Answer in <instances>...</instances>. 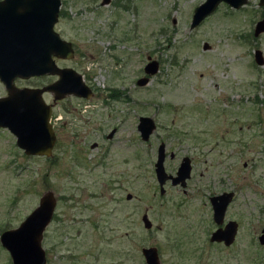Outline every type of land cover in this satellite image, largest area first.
<instances>
[{
	"label": "rangeland",
	"instance_id": "1",
	"mask_svg": "<svg viewBox=\"0 0 264 264\" xmlns=\"http://www.w3.org/2000/svg\"><path fill=\"white\" fill-rule=\"evenodd\" d=\"M203 1L60 0L54 30L73 54L56 65L80 74L91 96L43 92L56 121L50 156L24 154L0 126V233L51 191L46 264H145L141 249L153 246L160 264H264V61L253 59L254 49L264 58V32L252 35L264 2H220L190 28ZM148 56L158 69L137 85ZM55 77L14 84L39 88ZM140 115L155 121L148 141L136 128ZM160 142L167 173L183 156L191 162L186 185L167 181L162 194L153 170ZM226 190L234 195L224 218L238 232L223 246L209 241L216 224L208 197ZM0 264H11L1 244Z\"/></svg>",
	"mask_w": 264,
	"mask_h": 264
},
{
	"label": "water",
	"instance_id": "2",
	"mask_svg": "<svg viewBox=\"0 0 264 264\" xmlns=\"http://www.w3.org/2000/svg\"><path fill=\"white\" fill-rule=\"evenodd\" d=\"M220 2L239 9L247 0H204L194 7L189 27L197 26ZM263 2L259 0L258 5ZM60 5V0H0V81L7 91L5 96L0 97V126L15 136V144L26 155L50 156L54 144L55 135L49 121L50 105L43 99V92L52 91L56 99L66 94L81 98L91 96V89L80 74L72 67L56 65L55 58L69 59L73 54L71 42L54 30ZM263 32L264 18H261L254 23L252 35L256 37ZM203 48H207V44L204 43ZM253 59L256 64H263L264 58L259 49H254ZM147 60L143 69L145 75L136 79L137 85L145 84L148 76L158 69L157 62L149 56ZM49 74L56 75L57 79L39 88L16 87L14 84L17 78L28 79ZM136 128L140 139L148 141L156 128L155 121L150 116L140 115ZM164 147L163 142L157 146L153 165L161 194L167 181L183 188L191 172L190 158L183 156L176 172L167 173L164 170ZM231 196L232 192H224L209 198L213 210L212 219L216 224L222 223ZM55 204V196L51 191H46L17 226L2 230L0 244L9 253L11 264H46L42 235L52 219ZM141 221L145 228H150L146 213L142 214ZM236 228V221H227L224 227L217 226L212 231L209 240L222 241L228 245L235 237ZM258 240L264 244V226ZM141 254L145 264H160L155 246L143 247Z\"/></svg>",
	"mask_w": 264,
	"mask_h": 264
},
{
	"label": "flooded vegetation",
	"instance_id": "3",
	"mask_svg": "<svg viewBox=\"0 0 264 264\" xmlns=\"http://www.w3.org/2000/svg\"><path fill=\"white\" fill-rule=\"evenodd\" d=\"M102 1V0H101ZM150 57V56H149ZM151 59V58H150ZM151 60H154L155 62H157L158 63V61L157 60H155V59H151ZM58 61V59H56L55 58V62H57ZM148 61V60H147ZM146 61V62H147ZM158 65H159V63H158ZM145 67V66H144ZM144 69V68H143ZM144 73V72H143ZM44 76H48V75H44ZM57 79V76L55 77V79L53 80V81H55ZM52 81V82H53ZM83 81H84V79H83ZM84 83H85V81H84ZM50 84V83H49ZM86 84V83H85ZM87 85V84H86ZM114 91H118V89L117 88H114L113 89ZM113 91V92H114ZM112 92V93H113ZM112 93H110L109 94V96L110 97H112ZM72 96V95H71ZM74 96V95H73ZM58 101V100H57ZM47 104H49L50 105V111H51V114H50V119H49V121H50V123H51V125H52V129H53V132H54V135H55V139H54V144H53V147H52V150L51 151H53V149H54V147H55V145H56V138H57V133L55 132V128H54V125H55V113H54V111H53V104L52 103H47ZM112 131V130H111ZM110 131V132H111ZM108 133V134H106V137H107V139H111V137L113 136V134H114V131L112 132V133ZM97 145V143L95 142V143H92L91 144V148H94L95 146ZM165 157H166V153H165ZM165 159V158H164ZM177 170V169H176ZM176 172V171H175ZM226 193V192H232V196H231V201H232V198H233V195H234V192L232 191V190H226V191H222V192H220V193H216L215 195H218V194H221V193ZM161 194V193H160ZM215 195H210L209 197H208V200H209V198L211 197V196H215ZM231 201H229V203L231 202ZM209 202H210V200H209ZM228 203V204H229ZM228 204L226 205V209H227V206H228ZM210 205H211V202H210ZM225 209V210H226ZM227 211V210H226ZM226 211H225V213H226ZM225 213H224V217H225ZM212 214H213V210H212ZM223 217V219H222V223L221 224H216L215 222V224H216V228H217V226H219V227H224V225L227 223V221H230V220H232V221H236V220H233V219H227V220H225V218ZM211 218H212V216H211ZM212 221H213V219H212ZM236 223H237V221H236ZM237 226H238V224H237ZM215 228V229H216ZM215 229H213V230H215ZM237 229V228H236ZM212 230V231H213ZM212 231H210V234L212 233ZM237 231V230H236ZM238 232V231H237ZM237 232H236V234H237ZM235 234V235H236ZM209 237H210V235H209ZM235 238V237H234ZM257 240H258V236H257ZM210 241V240H209ZM259 241V240H258ZM210 242H214V241H210ZM234 242V239L232 240V242L230 243V244H232ZM214 243H220V244H223V246H228V245H225V243L224 242H222V241H217V242H214Z\"/></svg>",
	"mask_w": 264,
	"mask_h": 264
},
{
	"label": "trees",
	"instance_id": "4",
	"mask_svg": "<svg viewBox=\"0 0 264 264\" xmlns=\"http://www.w3.org/2000/svg\"><path fill=\"white\" fill-rule=\"evenodd\" d=\"M112 92H113V91H112ZM115 92H116V91H114V92L112 93V97H114V98L116 97V94H114ZM113 94H114V95H113Z\"/></svg>",
	"mask_w": 264,
	"mask_h": 264
}]
</instances>
